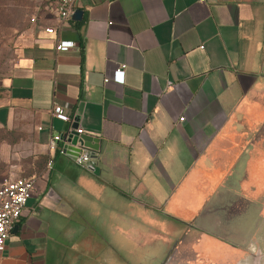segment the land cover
I'll return each instance as SVG.
<instances>
[{"label":"crops","instance_id":"obj_1","mask_svg":"<svg viewBox=\"0 0 264 264\" xmlns=\"http://www.w3.org/2000/svg\"><path fill=\"white\" fill-rule=\"evenodd\" d=\"M75 9L82 21L62 22L42 0L0 81V130L27 138L38 164L0 264H116L120 240L171 251L192 222L202 240H263L264 0ZM55 106L99 143L89 167L50 152L70 127Z\"/></svg>","mask_w":264,"mask_h":264},{"label":"rangeland","instance_id":"obj_2","mask_svg":"<svg viewBox=\"0 0 264 264\" xmlns=\"http://www.w3.org/2000/svg\"><path fill=\"white\" fill-rule=\"evenodd\" d=\"M41 3L42 0H0V81L10 73L16 50L23 45L26 34L34 26V16ZM22 139L26 141L27 138H16L14 134L0 130V180L28 178L38 165H35V156H29V142H22ZM184 229L189 233L184 236L181 249L171 253L167 264H264V239L242 240L243 250L233 251L217 239L202 240L195 222ZM180 234L181 231L178 236ZM178 239L173 238V245ZM120 241V248L124 251L119 254L116 264H163L168 257L165 252L170 251L158 246L154 239ZM224 242L234 243L235 240L224 239ZM181 250H187L186 256L180 255Z\"/></svg>","mask_w":264,"mask_h":264},{"label":"built area","instance_id":"obj_3","mask_svg":"<svg viewBox=\"0 0 264 264\" xmlns=\"http://www.w3.org/2000/svg\"><path fill=\"white\" fill-rule=\"evenodd\" d=\"M55 6L58 16L62 22H67L71 19L72 13L76 10L77 0H48ZM48 34H54L55 29H46ZM76 43L61 41L57 44L56 49L60 52H67L74 48ZM124 67L116 70L114 74V82L124 84ZM110 80L106 79L108 83ZM52 117L70 125L66 132L52 135L49 140V149L52 153H59L67 156L75 161L81 167H89L93 161V152L86 147L84 143L77 142L72 146L67 140L73 131L72 124L74 120L65 113L61 106H55L52 110ZM184 119L182 118L181 121ZM76 132L79 135H84L82 128L78 127ZM68 147L78 149V152L70 150ZM73 153L76 154L73 157ZM52 161L49 162L51 166ZM35 179L18 177V178H4L0 180V251L6 248L7 242L11 237L14 227L20 221L29 200L32 198L35 188Z\"/></svg>","mask_w":264,"mask_h":264},{"label":"water","instance_id":"obj_4","mask_svg":"<svg viewBox=\"0 0 264 264\" xmlns=\"http://www.w3.org/2000/svg\"><path fill=\"white\" fill-rule=\"evenodd\" d=\"M71 19L74 20V21H77V22H81L82 19H83V11H81V10H75L72 13V15H71ZM78 127H79V119L77 118L76 121L72 124L73 131L69 135V138H68L67 141L69 143H71L72 146H75L77 144V142H80V143H84V145L86 147L90 148V149H94V150L99 149V148H97V146H93L92 145V143L97 144L98 143L97 140H94L93 138L88 137V136H85V135H79L76 132V129ZM68 148L70 150H73L75 152H78V149H76V148H73V147H68ZM74 155H76V154L73 153V157H74ZM16 231H17V227L15 226L13 232H16Z\"/></svg>","mask_w":264,"mask_h":264},{"label":"flooded vegetation","instance_id":"obj_5","mask_svg":"<svg viewBox=\"0 0 264 264\" xmlns=\"http://www.w3.org/2000/svg\"><path fill=\"white\" fill-rule=\"evenodd\" d=\"M188 231L187 232H185V233H183V235H182V237L176 242V244H175V246L173 245V248L171 249V252H170V254H168V257H167V259L165 260V262L163 263V264H167L168 263V261H169V259H170V257H171V253L174 251V250H179V249H181V246H182V244H183V239H184V236H187L188 235ZM200 238L202 239V234L200 233ZM212 239H217L218 240V242L219 243H221L222 242V244H225L227 247L229 246L230 247V249L231 250H233V251H237V250H240V251H242L243 250V245H241V244H239V243H237V241H236V243L234 242V243H227V242H224V239H219V238H216V237H211ZM239 242V241H238ZM185 250H181L180 252V255L183 257V256H186V251L184 252ZM184 254V255H183ZM188 254V253H187Z\"/></svg>","mask_w":264,"mask_h":264}]
</instances>
